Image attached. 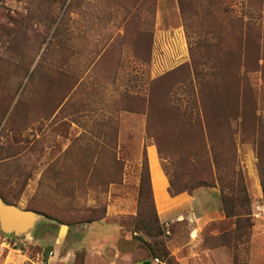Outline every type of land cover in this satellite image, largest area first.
I'll return each mask as SVG.
<instances>
[{
    "label": "rangeland",
    "instance_id": "obj_1",
    "mask_svg": "<svg viewBox=\"0 0 264 264\" xmlns=\"http://www.w3.org/2000/svg\"><path fill=\"white\" fill-rule=\"evenodd\" d=\"M186 2L189 15L182 20L177 0H71L48 25L49 0H0V56L11 52L9 62L20 66L4 73L0 64V194L48 220L36 223L31 238L0 232V264H135L146 257L135 236L162 241L175 264H264V0ZM124 16V23L140 19L137 26L151 34L148 65L129 58L128 38L121 39ZM219 37L224 41L214 49ZM44 48V70L29 77ZM149 78L155 82L148 87ZM133 96L144 100L126 99ZM164 102H180V111L186 102V111L201 103L215 155L228 163L234 183L240 176L250 201L246 242L222 245L219 236L233 229V221L215 216L222 214L218 187L200 188L208 205L202 202L204 217L182 214L162 224L160 238L132 233L142 153L148 167L151 146L160 170L180 178L190 174L199 143L193 131L199 124L173 121ZM213 113L222 115L220 121ZM114 121L122 124L120 141L103 150L101 124ZM106 179L115 180L111 188ZM107 209L109 224L101 228L97 222ZM62 225L67 228L59 239Z\"/></svg>",
    "mask_w": 264,
    "mask_h": 264
},
{
    "label": "trees",
    "instance_id": "obj_2",
    "mask_svg": "<svg viewBox=\"0 0 264 264\" xmlns=\"http://www.w3.org/2000/svg\"><path fill=\"white\" fill-rule=\"evenodd\" d=\"M49 0V6L48 12L51 14V22L48 24H52L57 19L58 13L54 16V11L61 10L64 6L67 8V6H70L71 0ZM154 2V0H152ZM66 4V5H65ZM139 4V3H138ZM150 11L153 14L154 11V4L151 3ZM142 5H139V9L142 8ZM177 5L179 9V13L182 17V20L185 19V15L188 16L189 14H185V8H189L190 3L187 4L186 0H177ZM137 8V7H136ZM123 11L125 8H121ZM69 11H66V13ZM121 12V11H120ZM90 14H93L92 12ZM97 14V13H95ZM109 14H115V10L110 11ZM122 14H128L127 11H125ZM138 14V13H136ZM194 15V14H193ZM66 14H62L59 17V21L56 22L58 25L53 32V36H57L58 28L61 27L64 23ZM97 17V16H96ZM95 18V17H94ZM93 19V18H92ZM125 16L122 17L121 21H123L122 29L124 32V37H121V39L128 38V42H126V45L130 48L129 52L133 59H135L138 63H144L148 65L149 63V57H150V38L151 34L147 30H143L140 28V26H137V21L141 22L140 19H136L134 16L130 17L126 20L124 23ZM136 22V23H135ZM135 23V25H133ZM129 24L131 26V29H128ZM135 26V27H134ZM134 29V30H132ZM185 34V31H184ZM221 38V39H219ZM218 41L215 44V48H219L220 41H224V37H219ZM220 40V41H219ZM201 43V42H200ZM223 46V43H222ZM111 48H113V45L106 48V50L102 53V57L107 56L111 52ZM47 49V47H46ZM49 50V49H48ZM7 52V51H5ZM47 51H45V48L43 51L39 54V57L37 59V62L31 71L29 77L35 76L36 74H39L41 70H44V64L43 60H45V56ZM106 52V53H105ZM188 52L190 55V62L192 59V63L194 62L193 59V51L191 46H188ZM11 55V52L6 54L4 57L0 56V64L3 67L4 73L10 72V71H17L19 64L18 63H11L8 60V57ZM16 58H21L23 56L15 55ZM34 58V57H33ZM31 58V61L33 60ZM30 63V62H29ZM194 70L191 69V72L188 73V79L193 80V74ZM155 81L151 80L149 81V85H152ZM192 93V91H191ZM68 92V96H69ZM67 95L64 97L63 100H66ZM68 98V97H67ZM148 98V97H147ZM128 100H144V97H126ZM198 98H194L193 100H197ZM61 101V100H60ZM61 103V102H59ZM185 104V103H184ZM187 104V102H186ZM182 111H180V105L181 103H171L168 104V102H164L163 105L171 110L174 111L172 114L173 121L178 122L179 120H187L188 122L197 123L199 124V128L197 130V133L199 134V143H197L195 154H192L190 156L191 159H189V165L191 166L190 174L187 172L182 173L180 178H177L176 173L174 172H164L166 178L168 179V192L170 195L174 196L176 194H179L181 192L190 193L191 191L198 189V188H214L218 187V199L220 203V210L222 212V215L225 219H232L233 223V229L228 232L222 233L219 238L223 240L222 245L228 248H234L237 246V243H243L246 242L249 238V230L251 228V222H250V201L246 194V190L244 188V185L242 181L237 180L236 183L233 182L232 176L233 172H230L228 174V163L227 165H223L224 162L219 161L217 159L214 147L211 145L209 136L206 134L207 132V126H204V122H206L205 115L203 112L200 111V105L201 103L193 102L190 104L191 108L194 107L196 109H190L189 111H186L185 107ZM199 106V107H198ZM202 106V105H201ZM198 107V108H197ZM195 110V112H193ZM132 111V110H130ZM199 111V113H198ZM219 115L213 113V118H216L217 121H220L219 118L222 117L220 113ZM218 118V119H217ZM201 124H200V123ZM113 123V130H99L103 131L104 136V143L101 148L103 150L107 148H115V138H116V121L111 122ZM193 126V125H191ZM203 126V127H202ZM215 127L217 130H219V127L217 124H215ZM190 130V132H193ZM99 135V134H98ZM107 140H109L112 145L111 147L107 146ZM194 155V156H193ZM120 162L117 161V164ZM120 165V164H119ZM105 178L108 176L107 174H104ZM183 177V178H182ZM229 177V178H228ZM116 180H120V174L119 176L115 177ZM107 182V179L105 180ZM115 182L114 179L109 180L107 183L113 184ZM259 187L261 192V204L264 210V176L260 173L259 174ZM1 200L7 204V205H14V203H11L9 201H5L0 194ZM144 202V203H143ZM143 204H147V208L145 210L143 209ZM15 206V205H14ZM136 214L132 220L133 222V229L132 233H143L148 238H160L165 234V228L164 226L159 222L158 217L155 212L153 200H152V193L150 189V182H149V175H148V167L146 163V158L144 152L142 153V161H141V172L138 179V185H137V195H136ZM32 211V210H30ZM36 214H40L42 216H45L41 213L32 211ZM93 220H87L86 223H90ZM13 237L12 235H6ZM136 240L143 246L144 251L146 252V255L154 260H157L164 264H175L173 258L170 256L168 250L166 249L164 243L162 241L149 243L144 241L138 236H135Z\"/></svg>",
    "mask_w": 264,
    "mask_h": 264
},
{
    "label": "crops",
    "instance_id": "obj_3",
    "mask_svg": "<svg viewBox=\"0 0 264 264\" xmlns=\"http://www.w3.org/2000/svg\"><path fill=\"white\" fill-rule=\"evenodd\" d=\"M151 47L152 44L150 45L149 62L151 58ZM113 49L114 46L113 48H111V51H113ZM105 57L108 58V56ZM129 58L131 59L130 54H129ZM112 60L109 59V64H111ZM128 114L134 116L136 113H128ZM137 115H142V114H137ZM115 127H116V135H117V138L115 139L117 142H119L121 127H122L121 122L118 121ZM101 129L111 131L113 130V123L105 122V124H101ZM147 153H148L147 158H148V175H149L150 189L152 193V200H153L155 212L159 222L161 224H166L167 222H171L172 220L178 221L182 218V214L185 215L187 214V217L189 219L191 218L200 219L204 217L205 214L204 212H202L201 209L202 202H204L205 207H207L208 205H206L205 200L202 201L201 198L206 194V192L204 190L201 191V189L198 188L191 191L190 193L181 192L174 196L170 195L168 192V188H169L168 179L166 178L162 170H160V168L157 166V161H156L157 157L155 158L156 155L154 156V151L152 150L151 146L147 147ZM137 184L135 185L134 188V198H133L134 203H136ZM113 185L114 184H109L108 187L111 188V186ZM108 211L109 210L107 209V212L104 214V217L99 222H97V225L100 226L101 228L105 224H109L108 222H106L108 217L111 216L109 215ZM132 215L134 216L133 213ZM215 216L218 218V220L223 219L222 214L220 215L219 213H216ZM110 224L117 227V225L114 223L113 224L110 223ZM135 264H164V263L151 259L146 255L144 259H140L136 261Z\"/></svg>",
    "mask_w": 264,
    "mask_h": 264
},
{
    "label": "water",
    "instance_id": "obj_4",
    "mask_svg": "<svg viewBox=\"0 0 264 264\" xmlns=\"http://www.w3.org/2000/svg\"><path fill=\"white\" fill-rule=\"evenodd\" d=\"M48 221V220H47ZM46 219L30 210L20 209L14 205L5 204L0 198V232L15 237L31 238L30 232L37 222L42 227ZM66 226H59L57 238H63Z\"/></svg>",
    "mask_w": 264,
    "mask_h": 264
},
{
    "label": "built area",
    "instance_id": "obj_5",
    "mask_svg": "<svg viewBox=\"0 0 264 264\" xmlns=\"http://www.w3.org/2000/svg\"><path fill=\"white\" fill-rule=\"evenodd\" d=\"M53 256V253L51 251L47 252V258L50 259ZM52 264H55V262H53Z\"/></svg>",
    "mask_w": 264,
    "mask_h": 264
}]
</instances>
